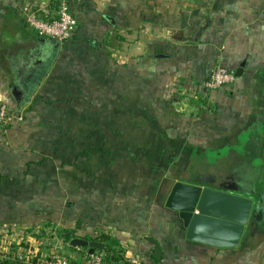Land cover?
<instances>
[{
	"label": "crops",
	"instance_id": "crops-1",
	"mask_svg": "<svg viewBox=\"0 0 264 264\" xmlns=\"http://www.w3.org/2000/svg\"><path fill=\"white\" fill-rule=\"evenodd\" d=\"M69 6L78 29L57 44L39 40L48 37L27 25L23 7L54 18L58 0H0V102L10 100L3 74L14 99L13 87L28 103L67 98L56 94L69 91L55 86V65L70 44L81 82L76 96L90 93L98 100L94 111L123 116L112 118V132L103 139L76 138V152L59 162L50 154L49 134L23 124L12 135L17 148L0 144V205L21 214L22 223L24 213L33 219L49 214L62 229L77 228L81 238L109 235L118 243L110 254H119L121 264L133 254L144 264H264V230L258 240L215 248L188 240L177 213L164 205L178 181L171 179L174 163L185 153L214 151L240 138L254 119H264V0H69ZM218 64L233 73L242 67L243 76L230 86L204 89ZM28 76L37 85L26 92L18 82ZM35 146H43L38 155L30 149ZM58 177L60 204L35 205L34 195H51ZM3 235L0 253L17 242ZM147 237L161 246V259ZM70 248L74 261L84 264L89 248Z\"/></svg>",
	"mask_w": 264,
	"mask_h": 264
},
{
	"label": "rangeland",
	"instance_id": "rangeland-1",
	"mask_svg": "<svg viewBox=\"0 0 264 264\" xmlns=\"http://www.w3.org/2000/svg\"><path fill=\"white\" fill-rule=\"evenodd\" d=\"M64 47L66 48H64L63 54H61L60 59L55 65V70H58L57 75L59 77V82L55 86L61 87L63 90L67 88L68 93H56L58 97L68 95L67 98H55L56 96L53 99L47 98V101L53 100L51 103L47 101L35 103L33 100V103H28L20 113H17L16 101L11 96L7 77L3 74L4 92L6 95L10 93V100L4 99L3 102H0V113L3 111V116H0V144L3 141L4 145L2 146L7 151H10L13 146L17 148L15 145L17 142L13 141V132L22 130L25 127L23 126L25 123L30 125L35 124V132L49 134L48 137L51 139V145L49 146L50 154L59 162L58 159L63 157V155L67 153L73 155L76 152V138L81 136L84 139H103L104 136L106 137L108 133L112 132L110 130L112 118H116V121L122 118L123 115H111L94 111L91 105L97 104L98 100L92 98L90 93L86 94L88 96L84 99L76 96L79 93L81 83L77 84L78 80L76 82L77 66L75 59L77 51L70 44ZM35 84L37 85V83ZM85 90L91 91L90 81L86 82ZM71 95L74 96L71 97ZM41 104L50 107L49 112L41 113V111L33 108V106ZM78 105L83 106L84 110L75 109ZM256 125L258 126L259 124L254 119L240 132V138L236 136L227 145L216 146L214 151H203L192 157L185 153L183 160L174 163L172 171L174 177L171 179L190 184H203L218 190L224 188L222 184L233 186L235 181L238 184H243L244 181H247V186H243L242 189L249 191L251 190L249 188L250 185L255 184L256 193L253 192L250 196L255 198L256 196H263L264 168L260 166L264 163V155L262 154L264 144L261 146L259 143L260 139L257 140L258 138L254 140L248 138L252 134V131H257ZM253 126L254 128L256 126V128L253 129ZM246 138H248V141H246ZM261 141L264 142V138ZM13 143L14 145L12 146ZM42 148L43 146H35V149H30L35 150V154L38 155L37 153L43 150ZM95 148L107 149V147L101 145L95 146ZM242 166H245V169L250 167L249 174L247 170H243V175L246 176H243V178L238 177L239 167ZM59 182L60 177L54 181L51 195L35 194L33 201L35 205H49V203L50 205H59L61 202ZM172 183L171 181L170 183H166L163 190L168 188ZM45 196H51L49 197L50 200L47 201V197ZM45 198L46 201H44ZM8 200L11 201V199ZM0 212V215H4L0 217V220L5 221L0 223V238L5 234V236L17 239V242L13 246H10L7 252L0 253V264H27L28 260L32 262V259L38 253L40 254V263L54 256L65 257L71 260L75 259L74 256H70L74 254L70 252V243H65L59 235L62 228L55 222H51L52 218L48 216L49 214L47 216L37 215L33 219L27 213H24L23 219L25 221L22 223L21 214H14L9 205H0ZM255 228L257 227L255 226ZM261 231H263L262 227H258L257 232H254L251 228L245 233L243 240L246 242L258 240ZM29 239H32V241L30 242ZM34 250L38 251V253L33 252Z\"/></svg>",
	"mask_w": 264,
	"mask_h": 264
},
{
	"label": "water",
	"instance_id": "water-1",
	"mask_svg": "<svg viewBox=\"0 0 264 264\" xmlns=\"http://www.w3.org/2000/svg\"><path fill=\"white\" fill-rule=\"evenodd\" d=\"M39 40L59 44L53 38ZM243 70L242 67L238 68L235 76L242 77ZM262 72L264 74V70ZM12 91L20 113L28 99L26 94L18 91L16 87H13ZM253 204L254 200L248 197L183 181L173 184L164 202L167 209L177 213L188 240L215 248H235L241 244ZM147 239L155 245L154 256L161 259L163 250L157 240L153 237ZM72 244L88 247L92 254L97 250H106L103 242L80 237L74 238Z\"/></svg>",
	"mask_w": 264,
	"mask_h": 264
},
{
	"label": "built area",
	"instance_id": "built-area-1",
	"mask_svg": "<svg viewBox=\"0 0 264 264\" xmlns=\"http://www.w3.org/2000/svg\"><path fill=\"white\" fill-rule=\"evenodd\" d=\"M27 25L33 28L41 37L53 38L59 42L71 39L78 29V20L70 10L69 0H58V11L54 18L42 17L37 9L23 7ZM237 77L225 65L218 64L203 82V87L209 90L220 89L235 83ZM0 116H3L1 111ZM41 264H76L71 259L54 256ZM84 264H107L102 252L88 253ZM123 264H144L139 254H133L124 259Z\"/></svg>",
	"mask_w": 264,
	"mask_h": 264
},
{
	"label": "flooded vegetation",
	"instance_id": "flooded-vegetation-1",
	"mask_svg": "<svg viewBox=\"0 0 264 264\" xmlns=\"http://www.w3.org/2000/svg\"><path fill=\"white\" fill-rule=\"evenodd\" d=\"M35 82V79L33 77H27L25 80L21 81V82H18L19 83V86L20 88H22L24 91L26 92H29L31 90V88L34 86V83ZM259 125L257 126V131H252V134H250L248 136V138L250 140H254V139H257L259 140L260 139V144L261 146H263L262 144H264V142H262L261 140L264 138V119L261 120V122L258 123ZM256 128V127H255ZM248 138H246V141H248ZM245 141V142H246ZM262 154L264 155V150L262 152ZM260 167H263L264 168V163L262 166ZM240 170L239 171V174H238V177L240 176L241 178L246 177L245 175H243V170L245 169V166H242V167H239ZM248 169H245L248 171V174H249V171H250V167H247ZM241 173V175H240ZM247 174V175H248ZM248 178V176H247ZM246 178V179H247ZM235 184L233 186H230V185H227V184H222L223 185V189H219V190H222V191H226V192H229V193H232V194H236V195H240V196H244V197H248V198H251L254 200V206H253V210H252V213L250 215V218H249V222H248V225H247V230H246V233L247 231H249L251 228L253 229V231H257V224H261V225H264V204H261V203H264V194H262L263 196H256L253 197V196H250L251 193L255 192L256 193V185H250V189L249 191H246L243 188V186H247V181H244L243 184H238L237 181L234 182ZM253 189V190H252ZM254 193V194H255ZM261 198L259 201L257 199ZM260 204V205H259ZM253 221V225L252 226H249L250 222ZM248 226H249V229H248ZM255 226L257 228H255Z\"/></svg>",
	"mask_w": 264,
	"mask_h": 264
},
{
	"label": "trees",
	"instance_id": "trees-1",
	"mask_svg": "<svg viewBox=\"0 0 264 264\" xmlns=\"http://www.w3.org/2000/svg\"><path fill=\"white\" fill-rule=\"evenodd\" d=\"M257 200L259 201L260 198L257 199ZM249 224H250L249 226H252L254 223H253V221H251ZM249 226H248V229H249ZM257 226L258 227H262V229L264 230V225H261L259 223V224H257ZM59 235L61 236V238L63 239V241L65 243H70V245H73L72 241H73L74 238L80 237V235L77 234V228H75V229H62L60 231ZM83 238L87 239V240H90V241L103 242L105 244V246H106V250H104V251L103 250H97L96 252H107L108 253V255L106 257L107 264H111V263H109V261H113L112 264H121L122 258H120L119 254H117V255L110 254V251H111L112 247L118 245V243H117V241H114L109 235H106V234H100V235H96V236L84 235ZM71 261L73 263H76L74 260H71ZM40 262H41L40 261V254L38 253L34 257V259H32V262H29V260H28L27 264H35V263L41 264ZM16 264H21V263H16ZM76 264H79V263H76Z\"/></svg>",
	"mask_w": 264,
	"mask_h": 264
}]
</instances>
